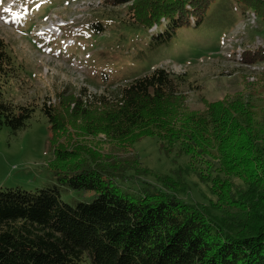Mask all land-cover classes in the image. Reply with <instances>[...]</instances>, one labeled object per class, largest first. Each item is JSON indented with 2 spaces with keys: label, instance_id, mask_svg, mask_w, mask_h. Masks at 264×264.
Wrapping results in <instances>:
<instances>
[{
  "label": "trees",
  "instance_id": "1",
  "mask_svg": "<svg viewBox=\"0 0 264 264\" xmlns=\"http://www.w3.org/2000/svg\"><path fill=\"white\" fill-rule=\"evenodd\" d=\"M213 1L110 0L126 14H106L85 28L97 45L103 32L112 35L99 56L113 69L110 78L100 73L116 86L113 98L101 96L87 110L67 112V103L58 110L45 102L39 110L49 124L57 183L92 195L71 207L56 189L0 190V264H264V112L256 121L240 98L189 110L179 90L183 76L163 68L128 73L120 60L134 45L124 32L157 35L164 43L159 34L172 40L197 27ZM234 1L242 16L252 11L264 27V0ZM5 48L0 40V128L16 132L34 108L2 97L10 63ZM78 119L81 140L64 141ZM99 134L110 152L86 140ZM145 137L156 138L165 153L202 160L199 179L209 183L216 198L210 208L219 217L178 197V177L160 178L163 191L152 184L127 191L145 175L129 151ZM118 180L131 186L122 189Z\"/></svg>",
  "mask_w": 264,
  "mask_h": 264
},
{
  "label": "rangeland",
  "instance_id": "2",
  "mask_svg": "<svg viewBox=\"0 0 264 264\" xmlns=\"http://www.w3.org/2000/svg\"><path fill=\"white\" fill-rule=\"evenodd\" d=\"M109 3L110 0H0V40L10 55L2 97L14 105L34 108L25 128L16 132L0 128V190L33 193L56 189L60 200L71 207L90 199L91 192L68 190L57 183L51 165L54 157L49 124L39 108L45 102L60 110L67 103V112L80 111L92 107L101 96L113 98L116 86L102 81V74L110 78L113 69L106 68L99 56L112 35L103 32L96 39L98 46L85 31L106 14H126L123 6L111 7ZM257 21L252 11L242 16L234 0H214L197 27L186 28L172 40H164L163 33L159 34L164 43H157V35L152 39V35L137 31L124 32L126 41L134 45L122 51L125 55L120 60L128 73L141 75L163 68L183 76L185 84L179 90L189 110L201 112L210 103L240 98L251 105L255 120L260 122L264 112V56L258 54L264 46V27ZM79 124L78 119L76 126H68L64 141L81 140ZM104 139L99 134L86 140L90 146L96 144L110 152L111 146ZM129 151L145 175L139 176L128 192L143 184L163 191L160 178L178 177V197L188 204L206 206L211 215L219 217L210 208L216 198L209 192V183L199 179L202 160L195 162L189 155L174 151L165 153L152 137L141 139ZM117 184L122 189L131 186L120 180Z\"/></svg>",
  "mask_w": 264,
  "mask_h": 264
},
{
  "label": "snow or ice",
  "instance_id": "3",
  "mask_svg": "<svg viewBox=\"0 0 264 264\" xmlns=\"http://www.w3.org/2000/svg\"><path fill=\"white\" fill-rule=\"evenodd\" d=\"M5 11H9V9L6 8Z\"/></svg>",
  "mask_w": 264,
  "mask_h": 264
},
{
  "label": "built area",
  "instance_id": "4",
  "mask_svg": "<svg viewBox=\"0 0 264 264\" xmlns=\"http://www.w3.org/2000/svg\"><path fill=\"white\" fill-rule=\"evenodd\" d=\"M253 21V19H251V22Z\"/></svg>",
  "mask_w": 264,
  "mask_h": 264
}]
</instances>
